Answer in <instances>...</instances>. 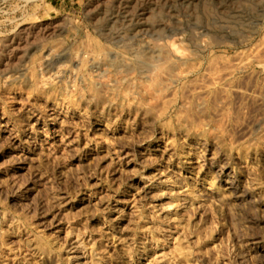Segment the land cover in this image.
Instances as JSON below:
<instances>
[{"label":"rangeland","instance_id":"374dc122","mask_svg":"<svg viewBox=\"0 0 264 264\" xmlns=\"http://www.w3.org/2000/svg\"><path fill=\"white\" fill-rule=\"evenodd\" d=\"M0 219V264H264V0H0Z\"/></svg>","mask_w":264,"mask_h":264},{"label":"bare ground","instance_id":"6f19581e","mask_svg":"<svg viewBox=\"0 0 264 264\" xmlns=\"http://www.w3.org/2000/svg\"><path fill=\"white\" fill-rule=\"evenodd\" d=\"M24 30H21L23 32ZM12 39H15L13 37ZM184 41V38L180 36L179 32H174L171 34H159L153 39H151L150 51L148 56L152 58V62L150 63V68H142L139 70V74L143 77H152V73L155 75L157 79V83L163 85V88L177 87L179 81L183 78L181 74L177 71L178 62L186 61L183 57H181L178 53L181 51V43ZM222 43H226L225 40L222 41H213L208 43H200V46L203 48L199 49V51L204 52L209 46H217ZM141 51H138L140 53ZM145 54V53H144ZM147 55V53H146ZM127 71H133V67H129L126 69ZM151 73V74H149ZM162 73H166L167 77L163 78ZM124 82H129V77L124 76ZM162 89V87H161ZM95 91L98 94L99 98L103 96L100 94L101 85L96 83ZM0 219V223H1ZM44 252L48 250L47 247H43ZM5 264V263H3Z\"/></svg>","mask_w":264,"mask_h":264}]
</instances>
